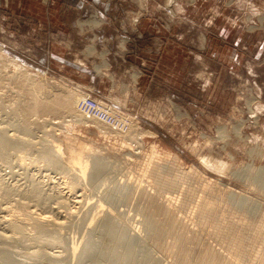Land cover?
Segmentation results:
<instances>
[{"label": "rangeland", "instance_id": "rangeland-1", "mask_svg": "<svg viewBox=\"0 0 264 264\" xmlns=\"http://www.w3.org/2000/svg\"><path fill=\"white\" fill-rule=\"evenodd\" d=\"M58 97L82 105L30 109ZM0 135L23 143L0 156V234L18 238L16 255L42 244L26 225L44 214L59 242L39 251L80 264L109 212L150 264L205 251L261 264L264 0H0Z\"/></svg>", "mask_w": 264, "mask_h": 264}, {"label": "bare ground", "instance_id": "bare-ground-1", "mask_svg": "<svg viewBox=\"0 0 264 264\" xmlns=\"http://www.w3.org/2000/svg\"><path fill=\"white\" fill-rule=\"evenodd\" d=\"M42 83V82H41ZM34 90L35 91H37L38 90V88L37 87H35L34 88ZM48 98V97H47ZM81 105H82V101H79L78 99H73V98H55V99H52V100H50V101H41V100H39L38 98H35L34 99V101H33V103H32V105H31V107H30V109L31 110H34V111H38V110H43V111H50V110H53V111H57V110H62V109H67V108H71V107H73V106H75V107H81ZM99 121V120H98ZM100 122L101 123H103L104 125H108V124H106V122H104V121H102V120H100ZM26 143H28V142H26ZM26 143H24L25 145H26ZM23 143H21V145H22ZM29 144H30V142H29ZM21 145H19V142H15V141H11V140H8V139H6V138H3L2 137V135H0V156L2 157L5 153H6V151L8 150V149H10V148H14V147H16V146H21ZM24 145V146H25ZM27 146V145H26ZM31 146V144L29 145V147ZM55 146V145H54ZM50 149V148H49ZM54 149L55 148H53V152H54ZM47 150V149H46ZM51 150V149H50ZM44 151V150H43ZM45 152V151H44ZM44 152H42L43 154H44ZM53 152L51 153V151L49 152V154H48V156H47V162L48 161H53L54 159H52V157H51V155L50 154H52L53 155ZM8 153V152H7ZM46 154H47V151H46ZM44 157V156H43ZM53 158H55L54 156H53ZM76 159H77V156H76V154L74 153H71V155H70V157H69V163H71V164H74L75 162H76ZM160 170V169H159ZM92 171V170H91ZM155 172V171H154ZM156 173L158 174V172L156 171ZM157 174H155V175H157ZM155 175L153 176V177H155ZM160 177V176H159ZM166 178V177H165ZM164 178V179H165ZM168 178V177H167ZM167 178H166V180H167ZM172 178V177H171ZM154 179V178H153ZM155 179H157V178H155ZM159 179V178H158ZM163 179V178H162ZM163 179V180H164ZM154 181H156V180H154ZM172 182V181H171ZM170 182V183H171ZM156 183V182H155ZM162 183V182H161ZM166 183H168V181H166ZM165 183V184H166ZM168 185H169V183H168ZM171 185V184H170ZM169 185V186H170ZM173 186V185H172ZM63 188V187H62ZM65 188V187H64ZM63 188V189H64ZM65 190H67L68 191V189L66 188ZM70 190V189H69ZM71 191V190H70ZM76 191V190H75ZM79 191V190H78ZM64 192V191H63ZM72 193L74 192V191H71ZM71 192L69 193V196H71L70 194H71ZM62 193V192H61ZM65 193V192H64ZM80 192H78V195H73L72 194V196L74 197H76V196H79L80 194H79ZM75 194V193H74ZM68 195V194H67ZM71 198V197H70ZM81 199V198H80ZM80 199L78 200V202H77V199H75L76 200V202L77 203H79L80 204V202L82 201H80ZM83 199V198H82ZM71 201H72V198H71ZM80 201V202H79ZM72 203H74V201H72ZM76 203V204H77ZM82 203V202H81ZM83 203H84V200H83ZM82 203V204H83ZM75 204V203H74ZM78 204V205H79ZM82 204L80 205V206H82ZM165 205V204H164ZM2 207V206H1ZM21 207V206H20ZM23 207V206H22ZM3 209L5 208V206L4 207H2ZM7 208V207H6ZM72 208H73V206H72ZM69 209V208H68ZM71 209V208H70ZM2 210V209H1ZM8 211H10L9 209H7ZM7 210H5V211H7ZM7 211V212H8ZM30 212V214H32L31 212H33V211H31V210H29ZM71 211V210H70ZM73 211V210H72ZM75 211L76 210H74V213H75ZM12 212H14V211H12ZM11 212V213H12ZM69 212V211H68ZM78 212V211H77ZM75 213V215H73L74 213L72 212H69V213H71L73 216H76V214H78V213ZM25 213V212H24ZM109 213V212H108ZM108 213H106L105 212V217L106 218H104L103 219V217H102V219L103 220H105V222H106V224H107V231H106V235H105V237L103 238V240H101L100 242H98V243H95L93 240H91V239H89L88 241H86V243L83 245V249H82V252H81V255H80V259H82V260H80V261H82V262H80V264H103L102 262H101V260H100V258L99 257H101L102 258V256L103 257H114V256H116V257H119L121 260H122V262L123 263H127V264H150L149 262H148V257L146 256V255H140L138 258H135V256H134V248H133V246H132V243H131V240L130 239H128L127 237H126V234H125V232L121 229V228H119L114 222H113V220L110 218V216H109V214ZM10 214V213H9ZM13 215L12 216H16L15 215V213H12ZM17 214V213H16ZM27 214L28 213H25V215L27 216ZM33 214H34V212H33ZM56 214V213H55ZM60 214V213H59ZM108 214V216H106ZM19 215V214H18ZM24 215V214H23ZM23 216V217H26V216ZM38 214L36 213V216H37ZM41 215V214H40ZM64 215H66V217L67 218H69V214H67V212L65 211V214ZM1 216V215H0ZM7 216V215H6ZM9 216V215H8ZM31 217H32V215H30ZM42 218H38V217H40L39 215H38V217H36V218H38V219H35V216H33L32 218H34V219H32V218H30L31 220H32V222H30L29 221V216H28V218H25V219H28V220H26L29 224L31 223V225H26L25 223V225H26V227H32V223H33V228H34V231L31 229V228H29V230H31L32 232H33V235H32V237H29L28 235L29 234H27V232L25 231H23V230H25V229H23L22 230V224L20 225L19 223H20V221H21V219H20V221L18 220V219H16V221H18L19 223H17L16 221H14L12 224L9 222V224H11L10 226H9V224H8V220L6 221V223L7 224H5L4 225V227L5 228H7L6 227V225H8V227H11L12 229H13V227L17 230V232L16 233H20L21 232V230H22V232H24L23 234H24V241H25V245L27 244V246H29V243H30V241H29V243L27 242L26 243V240L28 241L30 238L32 239L33 238V236H34V234H36L34 237H37V238H34L33 240H35V239H38L36 242L37 243H40L41 245V247L39 246V244H37V243H35L33 240V245H35V244H37V246H39V248H43L42 247V245H44V244H46V246L47 245H51V244H54L55 243V245L54 246H56L57 244H58V242H59V239H58V237L56 236V235H54L52 232L50 233V231H47L46 229L48 228V226L50 225L51 227H53L51 224L54 222L55 223V221H57V220H52V222L50 221V223L51 224H49L48 222V220H50L52 217L50 216V219L48 218V217H46V215H44V214H42ZM57 216H58V212H57ZM62 216V215H61ZM104 216V215H103ZM4 217V216H3ZM2 217V218H3ZM14 217H11L10 216V220L13 218L14 219ZM17 217V216H16ZM22 217V218H23ZM44 217H46V218H48V220L46 219V218H44ZM60 217V216H59ZM63 218L65 217V216H62ZM65 217V218H66ZM2 218L0 219V220H2ZM18 218H19V216H18ZM21 218V217H20ZM54 218H57V217H54ZM5 219V217L3 218V220ZM6 219H8V218H6ZM12 219V220H13ZM14 219V220H15ZM34 220V221H33ZM62 220V219H61ZM65 220H67V219H65ZM23 222H24V220H23ZM26 222V223H27ZM57 222H59V220L57 221ZM56 222V223H57ZM61 222V221H60ZM62 222H64V220L62 221ZM61 222V223H62ZM66 222V221H65ZM1 224H2V222H0ZM53 223V224H54ZM57 225H59V223L57 224ZM56 225V227H58ZM62 225L63 224H60L59 226H61L62 227ZM151 225V224H150ZM3 226V225H2ZM13 226V227H12ZM63 226H65V223H64V225ZM1 227V226H0ZM47 227V228H46ZM60 227V228H61ZM5 228H3V229H5ZM10 228V229H11ZM24 228V227H23ZM150 228H151V226H150ZM172 228H173V225L172 226H168L167 228H165V229H163V230H160V231H156V235L157 236H159V234L163 231H170V230H172ZM3 229H2V231H3ZM15 229H13V230H15ZM53 229V228H52ZM9 229H7L6 231H8ZM12 230V231H13ZM57 230H58V228H57ZM21 232V233H22ZM32 232H31V234H32ZM35 232V233H34ZM9 233V232H8ZM13 233V232H12ZM20 233V234H21ZM1 234H3V233H1ZM0 234V264H38V260L40 261V258L42 259V261L44 260V258H45V260H46V262L48 263V264H60L62 261L61 260H56V258H58L59 259V257H56V258H54L55 256L53 255V257L51 256V255H49V254H52V253H49V252H47L46 254H45V252L43 253V250H42V252L41 251H39L40 249L38 248V249H35V250H38L39 252L37 253V254H33V252L35 251H33L32 253H27V254H23L22 252H23V250H21L22 252H21V254H18L17 252V255L15 254V251L16 250H14L16 247H15V244H17L18 242H17V240H18V238H15L14 239V237H13V235H11V236H9V234H7V235H5V233L3 234V235H1ZM15 234V233H14ZM22 234V235H23ZM25 234H27V235H25ZM16 235V234H15ZM21 235V236H22ZM26 236H28L29 237V239H27L28 237H26ZM31 236V235H30ZM17 237V236H16ZM19 237V236H18ZM22 237V238H23ZM21 237H19V239H20ZM22 238H21V243H24V241L22 240ZM25 238H26V240H25ZM31 241V242H32ZM120 242L122 243V247H123V250H121L120 252L118 251V248L120 249ZM35 243V244H34ZM44 243V244H43ZM57 243V244H56ZM19 244V243H18ZM25 245H20V246H22V248H23V246L25 247ZM30 246H32V243H30ZM29 246V247H30ZM36 246V247H37ZM45 246V245H44ZM45 246V247H46ZM59 246V245H58ZM50 247V249L51 248H54V247H51V246H49ZM31 248V247H30ZM30 248H29V250H30ZM32 248L34 249L35 248V246L33 247L32 246ZM20 249V248H19ZM49 249V248H48ZM26 250H28V247H27V249ZM28 250V251H29ZM32 250V249H31ZM55 250V249H54ZM20 250H18V252H19ZM36 252V251H35ZM34 252V253H35ZM41 252V253H40ZM51 252H53V250L51 251ZM56 252L57 251H55V254H56ZM24 253H25V250H24ZM49 253V254H48ZM59 253V252H58ZM57 253V254H58ZM54 254V253H53ZM59 255V254H58ZM43 257V258H42ZM61 257V256H60ZM42 261H40V263H42ZM84 262H86V263H84ZM44 263V262H43ZM42 263V264H43ZM63 264H64V262H62ZM46 264V263H45ZM152 264V263H151ZM198 264H221V261L218 259V257H216L215 255H213L210 251H205L204 252V254L202 255V257H201V259H200V261H199V263ZM261 264H264V259L262 260V262H261Z\"/></svg>", "mask_w": 264, "mask_h": 264}, {"label": "built area", "instance_id": "built-area-1", "mask_svg": "<svg viewBox=\"0 0 264 264\" xmlns=\"http://www.w3.org/2000/svg\"><path fill=\"white\" fill-rule=\"evenodd\" d=\"M97 115H96V119L97 120H102V121H104V122H106V124H108V125H113L114 124V119L113 118H111L109 115H107L104 111L102 112V111H97V113H96Z\"/></svg>", "mask_w": 264, "mask_h": 264}, {"label": "crops", "instance_id": "crops-1", "mask_svg": "<svg viewBox=\"0 0 264 264\" xmlns=\"http://www.w3.org/2000/svg\"><path fill=\"white\" fill-rule=\"evenodd\" d=\"M80 2L82 1V2H85V1H87V0H79ZM96 1H99V0H96Z\"/></svg>", "mask_w": 264, "mask_h": 264}]
</instances>
